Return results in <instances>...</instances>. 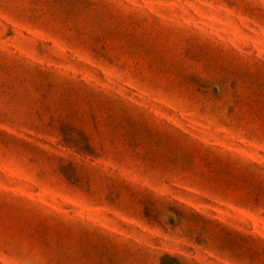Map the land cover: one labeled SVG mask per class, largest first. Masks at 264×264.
<instances>
[{
	"label": "rangeland",
	"instance_id": "374dc122",
	"mask_svg": "<svg viewBox=\"0 0 264 264\" xmlns=\"http://www.w3.org/2000/svg\"><path fill=\"white\" fill-rule=\"evenodd\" d=\"M0 264H264V0H0Z\"/></svg>",
	"mask_w": 264,
	"mask_h": 264
}]
</instances>
